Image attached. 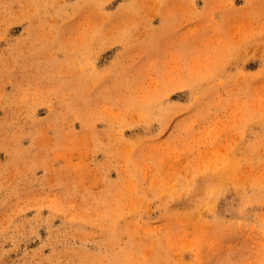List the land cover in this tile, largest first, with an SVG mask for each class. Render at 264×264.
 <instances>
[{
  "label": "rangeland",
  "instance_id": "obj_1",
  "mask_svg": "<svg viewBox=\"0 0 264 264\" xmlns=\"http://www.w3.org/2000/svg\"><path fill=\"white\" fill-rule=\"evenodd\" d=\"M0 264H264V0H0Z\"/></svg>",
  "mask_w": 264,
  "mask_h": 264
}]
</instances>
